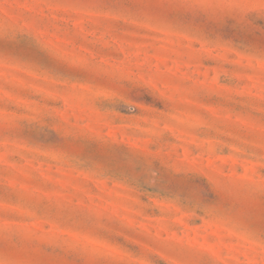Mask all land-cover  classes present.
<instances>
[{
    "label": "rangeland",
    "instance_id": "obj_1",
    "mask_svg": "<svg viewBox=\"0 0 264 264\" xmlns=\"http://www.w3.org/2000/svg\"><path fill=\"white\" fill-rule=\"evenodd\" d=\"M0 264H264V0H0Z\"/></svg>",
    "mask_w": 264,
    "mask_h": 264
}]
</instances>
